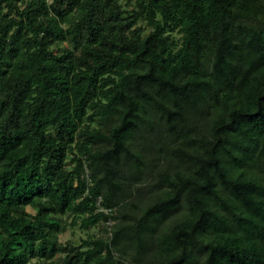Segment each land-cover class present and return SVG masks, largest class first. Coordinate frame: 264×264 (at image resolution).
<instances>
[{"label":"trees","instance_id":"1","mask_svg":"<svg viewBox=\"0 0 264 264\" xmlns=\"http://www.w3.org/2000/svg\"><path fill=\"white\" fill-rule=\"evenodd\" d=\"M0 264H264V0H0Z\"/></svg>","mask_w":264,"mask_h":264},{"label":"rangeland","instance_id":"2","mask_svg":"<svg viewBox=\"0 0 264 264\" xmlns=\"http://www.w3.org/2000/svg\"><path fill=\"white\" fill-rule=\"evenodd\" d=\"M112 225H113L112 222L107 224L109 228ZM107 226L102 225L100 227L92 228L87 232V231H82L79 228V226L73 225L72 219H69L64 232L60 234L59 236L60 242L63 244H66L67 242H70V241L80 243L82 239L87 238L89 235L107 238L108 236H110V233L106 232Z\"/></svg>","mask_w":264,"mask_h":264}]
</instances>
